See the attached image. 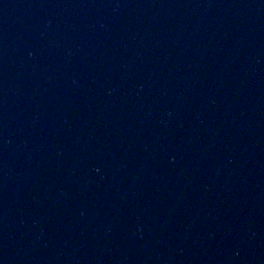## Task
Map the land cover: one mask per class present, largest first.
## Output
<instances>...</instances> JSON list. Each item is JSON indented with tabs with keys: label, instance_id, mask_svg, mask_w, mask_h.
<instances>
[{
	"label": "water",
	"instance_id": "water-1",
	"mask_svg": "<svg viewBox=\"0 0 264 264\" xmlns=\"http://www.w3.org/2000/svg\"><path fill=\"white\" fill-rule=\"evenodd\" d=\"M0 264H264V0H0Z\"/></svg>",
	"mask_w": 264,
	"mask_h": 264
}]
</instances>
